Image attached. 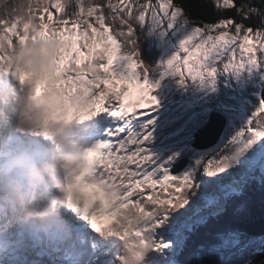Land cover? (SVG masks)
I'll list each match as a JSON object with an SVG mask.
<instances>
[{
    "label": "snow or ice",
    "instance_id": "obj_1",
    "mask_svg": "<svg viewBox=\"0 0 264 264\" xmlns=\"http://www.w3.org/2000/svg\"><path fill=\"white\" fill-rule=\"evenodd\" d=\"M135 2L138 5L135 15L129 6V11L119 19L121 30L118 35L123 36L125 43L130 45L127 48L128 55L119 52L121 45L116 43L113 37L106 35V29L101 30L104 29L103 13L96 16L100 29L80 19L85 12L88 16H93L99 6L89 3L85 7L82 0H75L76 7L69 8L67 15L58 22L59 26L56 28L52 27L51 13H48L47 23L44 22V17L40 16L41 31L37 35L58 37L61 41L60 52L52 61L51 70L39 73L23 71L21 80L32 85L38 99H42L52 88L62 90L69 96L86 99L87 107L79 111L82 119H98L109 115L116 118L117 126L106 131L107 139L95 143L89 151L93 165L98 169V174L124 180L129 186L131 197L138 190L145 188L155 189L160 186L167 189L172 186L173 191L165 198H159L156 194L146 197L147 201L159 207L145 210V197L142 192L133 203H138L141 211L151 217L152 242L160 253L153 264H159L161 258L167 260L168 264H193L192 261L179 259L190 235L202 225L214 226L211 223L212 218H222L233 197L256 187L264 189V117L257 118L260 112H264V101L230 145L218 148L209 157L197 161L198 168L204 169L203 176L215 178L213 183L206 181L198 172L173 175L163 167L154 172L153 168L157 166L147 149V144L152 141L151 133L137 136L131 134L129 127H126L141 120L147 123L158 104L156 97L152 95L153 86L146 78V73L141 79L140 72L135 70L138 67L143 68L144 65L136 59L139 52L136 51L137 36L133 35L136 31L134 25L139 28L146 25V16L149 17L147 24H151L154 30L172 29L181 23L186 25L191 29V34L181 42L180 50L167 61V69L180 78L181 85L186 84L187 79L180 70L181 66L188 67V77L192 82L210 80L214 84L221 62L222 70L226 73L238 74L249 66H264V0L260 7L251 0L241 4L237 8L239 20L226 17L211 23L193 21L183 5L174 4L173 0ZM219 3L220 0H214L213 6L216 7ZM223 5L227 9L232 5V0H223ZM53 6L59 12H64L62 0H55ZM108 7L115 11V6L111 3ZM43 11L48 12V7ZM118 17L119 13L112 16V20L116 21ZM253 17L261 19L258 26L245 23ZM70 22L72 27H67ZM81 25L87 27L80 30ZM124 26H127V34L123 31ZM28 28L29 25H25L23 35L15 33L12 27H8L7 32L17 36L19 43L26 46L31 39L27 34ZM228 28H232V35L225 30ZM88 29H91L90 33ZM217 29L220 30L219 33L213 36L211 33ZM198 36L201 41L193 46L195 50L192 51L189 44ZM250 38L261 42L262 54L259 59L252 54L245 58L244 53L253 51L248 46ZM109 40L115 44V61L111 59ZM237 40L241 43L237 44ZM9 44H12V40H9ZM100 45H103L104 51H94ZM182 51L187 53L183 60ZM194 59L196 62L193 64ZM210 61H215L217 66H210ZM122 62H126V68H122ZM120 84L132 85L139 90L140 99L134 105L125 104V96L130 92L128 87H120L118 94L113 91ZM114 100L119 101V107L112 104ZM105 104H108V107H105ZM141 104L147 105V110L139 113V116L130 117L128 109H138ZM102 113L106 115H101ZM130 145H135L134 150H130ZM133 162L136 168L130 170L129 165ZM158 176L160 178H157ZM202 186L205 191H201ZM78 198L76 210L80 211L82 207L83 218L92 232L97 233L102 240L109 235H115L114 217L105 214L88 215L97 202L93 188L87 184L83 185L78 190ZM181 209L183 211H180ZM216 239L222 244H211L199 249L201 258L195 264H218L214 260L206 261L203 257L212 256L220 246L233 250L235 259L228 264H264V259L256 258L257 246L264 250V237L249 236L239 229L229 228L226 231H218ZM141 247H148V243L142 242Z\"/></svg>",
    "mask_w": 264,
    "mask_h": 264
},
{
    "label": "clouds",
    "instance_id": "obj_2",
    "mask_svg": "<svg viewBox=\"0 0 264 264\" xmlns=\"http://www.w3.org/2000/svg\"><path fill=\"white\" fill-rule=\"evenodd\" d=\"M74 0H64L71 8ZM49 0H0V248L17 264L47 257L55 264H94V249L81 231L83 209L76 210L78 190L85 184L97 202L88 215L115 218V235L105 237L116 250L118 264H144L152 240L151 217L133 203L128 184L98 174L89 151L91 123L79 111L87 100L52 88L38 99L23 71L53 67L61 41L38 36L36 12ZM26 46L9 44L25 34ZM141 233V235H137ZM148 247H141L142 242Z\"/></svg>",
    "mask_w": 264,
    "mask_h": 264
},
{
    "label": "trees",
    "instance_id": "obj_3",
    "mask_svg": "<svg viewBox=\"0 0 264 264\" xmlns=\"http://www.w3.org/2000/svg\"><path fill=\"white\" fill-rule=\"evenodd\" d=\"M64 5V12H59L53 4L55 0H49V7L48 12H44L42 10L37 11V14H44L45 16L48 13H51L53 22L59 26V21L67 15L69 10L68 7L65 6L64 0H62ZM85 7L89 3L93 6H99V10L93 16H88L85 12L81 15L80 19L86 20L88 23L92 22L94 27L100 29L101 26L96 21V16L100 15L101 13L104 14V29L107 30L106 33L110 34L111 37L115 39L116 43L121 45L119 52L122 55H128L129 50L127 49L130 45L125 43L124 37L118 35V32L121 30L119 27V19L123 18V14L129 11V6H131V11L133 15L136 13L137 3L135 0H82ZM141 3L146 2V0H140ZM249 2V0H232V5L229 6L227 9L224 8L223 0H220V3L214 7L213 3L214 0H173L174 4H181L185 8V10L189 13L190 19L193 21H204V22H215L220 18L226 17H235L237 20L240 17L237 15V8L244 3ZM257 7L261 6L262 0H251ZM111 3L115 6V11L108 7V4ZM71 7H76L75 0ZM219 9V10H218ZM171 11V9L169 10ZM112 13V15H109ZM119 13V17L116 21L112 20V16H115ZM149 17L146 16V22L143 27L139 28L138 25H134L136 31L133 35L137 36V44L138 47L136 51L139 52V62L144 65L143 68H136L135 70L140 72L141 78L143 79L145 73L146 78L150 82V84L154 87L157 85L158 80L157 77L161 74V68L158 66L160 62L166 60V55L169 56L171 53H168L166 48L170 51V48H173V53H177L180 50V44L174 39V30L167 29H153L151 24H147ZM261 22L259 17H253L251 21H245V23H251L252 26H258ZM70 27H72L71 22L69 23ZM67 26V27H68ZM84 27V25H82ZM234 27V26H233ZM84 28H80L82 30ZM229 31V35L233 34L232 28L225 29ZM123 31L127 34V26L123 27ZM219 29L214 30L211 34L216 36L219 33ZM243 34V33H242ZM169 36H173L170 39ZM170 39V40H168ZM260 42V41H259ZM241 43L240 40H237V44ZM115 48V44H113ZM159 45V47H158ZM235 46V45H233ZM255 52H260V49L256 50ZM260 55V53H259ZM210 66H217L215 61L210 63ZM264 68V66H263ZM223 62L218 65V72L215 77V82H212V91L210 94L198 101H203L206 99L208 105H212V103L217 99V96H224L226 98L229 97L230 94V86L231 82H229L225 76H227L226 72L223 70ZM182 71H186L183 68ZM259 71H261L259 69ZM258 71V72H259ZM186 79V84L181 85L179 80L180 78H176L174 80V86H183V87H193L192 90H195L199 96L203 90L204 82L195 81L192 82L188 74L184 72ZM173 78L176 77L175 75L172 76ZM210 81V80H206ZM177 89V88H176ZM180 90V88L178 89ZM156 91V90H155ZM163 91L161 94H163ZM190 92V91H189ZM177 91H175V94ZM223 103L219 102L217 107H222ZM226 109V108H225ZM203 117L207 115V113H202ZM249 121V119H247ZM231 215V216H230ZM219 217H213L211 223L214 225L212 227L209 226H200L194 234H191L189 239L187 240L184 252L180 255L179 259L181 261H192L194 264L195 260H199L200 258L197 257L199 253V249L205 248L211 244L221 245L222 242L216 239L218 231H226L229 228L239 229L240 231L248 234L249 236L254 237H264V189L256 187L253 190H249L241 195L235 196L229 203L226 212L223 214L222 218L218 219ZM218 219V220H217ZM220 253L213 254L209 258H205L206 261L214 260L220 264H228L229 261L234 260L235 256L233 254V250L228 247L220 246ZM223 248V249H222ZM216 255V256H215ZM218 257L219 260H215L213 258ZM257 260L264 259V250H261L259 246H257V253H256Z\"/></svg>",
    "mask_w": 264,
    "mask_h": 264
},
{
    "label": "rangeland",
    "instance_id": "obj_4",
    "mask_svg": "<svg viewBox=\"0 0 264 264\" xmlns=\"http://www.w3.org/2000/svg\"><path fill=\"white\" fill-rule=\"evenodd\" d=\"M54 5V4H53ZM170 10V9H169ZM43 11V10H42ZM39 12V10H38ZM38 19L40 16H45L44 14H37ZM40 15V16H39ZM40 21V19H39ZM52 20V27L56 28L58 25L53 22ZM41 22V21H40ZM44 22H48V15L44 17ZM89 24H94L92 22H89ZM87 25H84V27L81 25V28H86ZM82 29V30H84ZM174 32V39L181 44V42L188 38L191 34V29L188 28L183 23L177 25L175 28H173ZM89 33L91 32V29H88ZM107 35V34H106ZM170 39L173 38V36H169ZM168 39V40H170ZM201 41V37H196L193 41L190 42L189 47L192 51L195 50L193 47L197 43ZM18 43V37L14 36L12 39V44L15 46ZM218 43H224V42H218ZM109 44V41H108ZM260 44L258 40H254L252 38L249 39V47L253 49L252 53H244L245 58L249 55H255L257 59H259L260 55L262 54L261 51L258 53L255 52L254 49L258 50L260 49ZM111 45V44H110ZM159 47V45H158ZM168 53H171L169 56L167 53L166 60H163L158 64V66L161 68V74L157 77L158 83L155 86L156 87V93L152 94L153 96L158 99L160 94L163 91L168 92L169 98L162 101V99H158V104L155 107V110L153 111L150 119L151 121H148L147 123L143 120L139 121V125L137 126V132L141 134H147L151 133L152 135V141L147 144V149L149 153L153 156L156 168H153V171H157V168L163 167L170 173V166L173 164L174 161H177L185 156L189 157L192 160L191 165L189 168L183 173H196L198 172L199 175L203 176L204 169L198 168L197 161L203 160L207 157H209L213 152H215L218 148H224L231 144V141L234 139L236 134L243 130L245 126L248 124V121L246 123L247 117L251 113H255L260 105H261V98H259V95L261 93V89L264 88V68L263 66H257L256 68L247 67L245 70H242L240 73H226L227 76L226 79L231 82V86L229 88L230 94L232 97H234L233 102L227 101L225 102L222 107L229 108L231 111L232 120L230 123L229 128L227 129V135L224 136V139L222 140L220 145H218L215 148H212V151H208L211 149H208L206 151L200 150L196 151L192 148V141L194 139V133L196 130L200 127L201 123V117L199 115L200 109L193 104V98L196 96H199L195 90H192L193 87H183V86H174V80H176V77H172L173 74L168 71L167 69V61L172 58L175 53H173V48H170V51L166 48ZM86 51V50H82ZM94 51H104L103 45L97 46ZM260 53V55H259ZM0 55H4L3 53H0ZM110 55H115V48L111 45ZM187 53L181 52V60L186 58ZM116 56L113 57V61H115ZM196 61L195 59L192 61L194 64ZM214 61H210V63H213ZM122 68H126V62H122ZM183 68H185L186 71H182ZM259 69L261 71H259ZM180 70L184 73L186 72L188 74V67L187 66H181ZM259 71V72H258ZM191 80V78H190ZM125 87V85H121L114 89L113 91L118 94L119 88ZM130 90L133 87L127 86ZM177 88V89H176ZM180 88V90H178ZM212 82L211 81H205L203 84V90L200 93L199 96L200 99L206 97L208 93L212 91ZM136 90V89H135ZM175 91L177 93L175 94ZM190 91V92H189ZM129 94H131L129 92ZM131 100H128L127 104H135L140 97L137 99L133 98V95L131 94ZM187 97V99H185ZM126 99V98H125ZM115 103V106H117L118 100L112 101ZM204 105H208L207 101H201ZM201 104V105H203ZM106 105V104H105ZM119 107V106H118ZM220 107V108H222ZM145 109L144 104L141 105L140 108H129V116H139V113L143 112ZM147 110V109H145ZM254 114H251L248 119L250 120L253 117ZM264 117V112H260L259 116L257 118ZM140 136V134L138 135ZM226 139V140H225ZM131 150H134L132 148ZM130 170H135L136 164L133 162L129 165ZM181 174V175H183ZM157 178H160L159 176ZM203 178L208 181L211 179H215L212 177L203 176ZM173 191L172 186H169L167 189H162L160 186H157L155 189H152L150 192L146 191L145 189L139 190L138 194L143 193V196L146 197L148 195L156 194L159 198H165L166 195ZM149 202V201H148ZM152 204L151 202H149ZM153 205V204H152ZM159 207V205H154L153 207ZM181 209L180 211H182ZM152 235V232H151ZM223 249V248H222ZM220 248H217V251L214 253L217 255V253H220ZM160 253L155 249L153 242L151 240V244L149 247V252L147 255V258L144 261V264H152L151 261L155 259ZM215 255V256H216ZM197 257L201 258L200 254H197ZM210 257V256H209ZM209 257H203L209 258ZM215 260H219L218 257L213 258ZM162 260V258L160 259ZM198 261L195 260V262Z\"/></svg>",
    "mask_w": 264,
    "mask_h": 264
},
{
    "label": "water",
    "instance_id": "obj_5",
    "mask_svg": "<svg viewBox=\"0 0 264 264\" xmlns=\"http://www.w3.org/2000/svg\"><path fill=\"white\" fill-rule=\"evenodd\" d=\"M261 93L264 98V88ZM227 125L228 119L224 114L213 112L207 120V124L196 134L194 146L200 149H207L217 145L227 128ZM186 163H188L187 159H185V163L179 165H184ZM179 165L173 169L174 173H179L184 169L183 166L181 167Z\"/></svg>",
    "mask_w": 264,
    "mask_h": 264
},
{
    "label": "bare ground",
    "instance_id": "obj_6",
    "mask_svg": "<svg viewBox=\"0 0 264 264\" xmlns=\"http://www.w3.org/2000/svg\"><path fill=\"white\" fill-rule=\"evenodd\" d=\"M159 75H160V74H159ZM230 216H231V215H230ZM82 232L87 233V232H88L87 228H84V230H83Z\"/></svg>",
    "mask_w": 264,
    "mask_h": 264
}]
</instances>
